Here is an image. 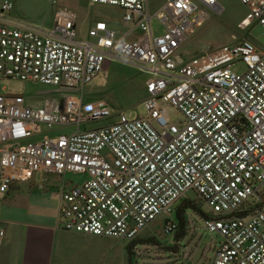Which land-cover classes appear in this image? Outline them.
<instances>
[{"label":"built area","instance_id":"obj_1","mask_svg":"<svg viewBox=\"0 0 264 264\" xmlns=\"http://www.w3.org/2000/svg\"><path fill=\"white\" fill-rule=\"evenodd\" d=\"M50 1V27L0 2V76L70 91L36 107L0 84V200L16 182L55 176L66 231L134 242L161 216L173 234L174 209L194 192L209 209L205 230L222 239L212 264H264V46L243 38L182 60L181 47L209 11L222 13L219 0H166L157 12L148 0H90L121 9L124 28L98 20L87 38L75 12ZM239 2L241 27L264 30V0ZM114 61L147 76L144 113H119L89 130L114 116L106 101L83 97ZM239 62L243 74L232 70ZM172 111L181 117L171 120ZM5 235L0 228V247Z\"/></svg>","mask_w":264,"mask_h":264},{"label":"rangeland","instance_id":"obj_2","mask_svg":"<svg viewBox=\"0 0 264 264\" xmlns=\"http://www.w3.org/2000/svg\"><path fill=\"white\" fill-rule=\"evenodd\" d=\"M148 1L152 11H155L156 6L163 3V0ZM59 3L68 5L70 2L59 1ZM219 4L223 8L222 13L217 14L214 11H209V18L181 47L180 56L183 61L195 59L204 51L215 50L224 45H234L243 38L250 37L258 46H264V30L261 26L241 27L246 9L239 0H219ZM18 6V11L23 12V16L20 17L28 23L35 26H51L53 13L51 12L50 0H22L18 1ZM82 6L78 10L71 7L77 14L81 34L85 31L87 34L88 28L94 20H112L118 25L121 23L123 12L118 8L96 6L89 3V0H84ZM232 70L243 74L247 71V67L243 62H239L232 67ZM146 80L147 76L131 65L119 61L108 63L107 68L94 81L93 87L87 86L84 89L83 97L85 103L106 101L112 108L114 116L110 119L91 122L86 125L87 129H97L110 125L116 121L115 116L119 113H124L130 118L143 114L144 83ZM0 84L7 88V91L23 93L26 99L36 107L41 106L45 98L65 97L70 93L69 90L59 91L51 86L22 83L4 79L3 76H0ZM74 92L72 91V93ZM170 117L171 120L175 121L181 116L172 111ZM72 131V128H58L55 133H70ZM67 179L77 181L78 177L69 176ZM187 196L188 198L179 201L174 209L172 217L177 229L173 234L169 235L163 231L166 221L164 222L165 216H162L134 242L119 240L123 243L121 246L128 250L129 258L133 264L213 263L216 248L222 242L221 237L217 233L206 231L204 228L205 218L192 211H189L185 216L187 220L185 226H181L177 220V209L185 201L195 203L204 213L209 214V209L205 203L194 192H189ZM246 208L249 211L256 209V203L249 204ZM111 239L114 240V238ZM115 248V245L107 247L111 251H114Z\"/></svg>","mask_w":264,"mask_h":264},{"label":"crops","instance_id":"obj_3","mask_svg":"<svg viewBox=\"0 0 264 264\" xmlns=\"http://www.w3.org/2000/svg\"><path fill=\"white\" fill-rule=\"evenodd\" d=\"M2 1L5 0H0ZM9 1L14 4L13 15L22 18L20 16H23V12L18 11V1L22 0ZM57 1L70 2L68 5L59 3V6L70 10L74 7L78 10L83 7L84 0ZM165 2L166 0H163L160 6H156L155 11L163 8ZM51 7L54 20L56 7L52 4ZM96 21L98 20H94L90 26ZM104 21L117 30L124 28L122 19L119 25L112 20ZM76 27L79 30L78 22ZM81 35L86 37V31ZM93 83L89 86L93 87ZM60 186L61 180L55 176L35 174L29 181L14 183L6 196L0 200V228L4 229L6 234L0 247V264H133L128 250L121 246L123 243L120 239L68 232L63 228L59 221L58 208ZM167 219L165 216L164 222ZM149 228L150 226L146 230ZM113 245L116 246V251L107 249Z\"/></svg>","mask_w":264,"mask_h":264},{"label":"trees","instance_id":"obj_4","mask_svg":"<svg viewBox=\"0 0 264 264\" xmlns=\"http://www.w3.org/2000/svg\"><path fill=\"white\" fill-rule=\"evenodd\" d=\"M189 211H192L193 213L202 216V218L207 217V214L204 213L199 207H197L195 203L185 201L181 204V206H179L176 212L177 220L179 221L181 226H185L187 224V220L185 216ZM242 215L246 216L247 213H243Z\"/></svg>","mask_w":264,"mask_h":264},{"label":"water","instance_id":"obj_5","mask_svg":"<svg viewBox=\"0 0 264 264\" xmlns=\"http://www.w3.org/2000/svg\"><path fill=\"white\" fill-rule=\"evenodd\" d=\"M262 202L264 203V198H262Z\"/></svg>","mask_w":264,"mask_h":264}]
</instances>
